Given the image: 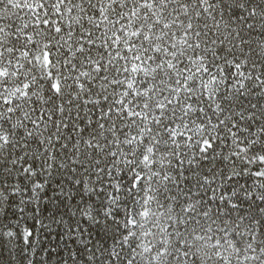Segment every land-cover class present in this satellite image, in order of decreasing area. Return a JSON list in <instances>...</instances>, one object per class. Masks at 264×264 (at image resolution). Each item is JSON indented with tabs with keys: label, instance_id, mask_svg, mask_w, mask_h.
Segmentation results:
<instances>
[{
	"label": "snow or ice",
	"instance_id": "obj_1",
	"mask_svg": "<svg viewBox=\"0 0 264 264\" xmlns=\"http://www.w3.org/2000/svg\"><path fill=\"white\" fill-rule=\"evenodd\" d=\"M0 253L264 264V0H0Z\"/></svg>",
	"mask_w": 264,
	"mask_h": 264
},
{
	"label": "trees",
	"instance_id": "obj_2",
	"mask_svg": "<svg viewBox=\"0 0 264 264\" xmlns=\"http://www.w3.org/2000/svg\"><path fill=\"white\" fill-rule=\"evenodd\" d=\"M38 179H39V177H38ZM246 180H247V177H241L240 183H244ZM52 195H53L52 187H49L47 190V193L42 195V198L40 201V210L44 216L49 215L50 214L49 210L53 209V205L51 203H46V201L48 200V197H50ZM33 207H34L33 205H29L27 207L26 212L29 215L31 214ZM31 224H32V222H31V220H29V226H31ZM82 226L85 228L88 227V225L86 223H84ZM37 230L39 231L41 240L44 241L46 244H51V243L55 242L54 239L49 238V236L55 237V232L49 234V233L45 232L43 229H39V226H37ZM0 256H2V253H0Z\"/></svg>",
	"mask_w": 264,
	"mask_h": 264
}]
</instances>
